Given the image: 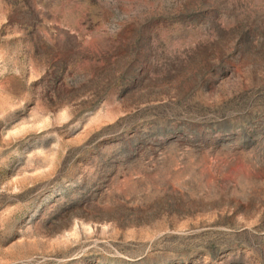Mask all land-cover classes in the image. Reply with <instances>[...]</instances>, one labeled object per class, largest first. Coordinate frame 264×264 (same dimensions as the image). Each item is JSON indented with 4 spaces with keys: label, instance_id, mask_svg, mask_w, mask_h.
<instances>
[{
    "label": "rangeland",
    "instance_id": "374dc122",
    "mask_svg": "<svg viewBox=\"0 0 264 264\" xmlns=\"http://www.w3.org/2000/svg\"><path fill=\"white\" fill-rule=\"evenodd\" d=\"M0 264H264V0H0Z\"/></svg>",
    "mask_w": 264,
    "mask_h": 264
}]
</instances>
